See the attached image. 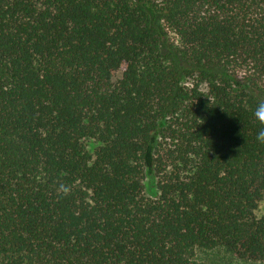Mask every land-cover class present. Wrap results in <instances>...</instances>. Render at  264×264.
Segmentation results:
<instances>
[{
  "label": "trees",
  "instance_id": "1",
  "mask_svg": "<svg viewBox=\"0 0 264 264\" xmlns=\"http://www.w3.org/2000/svg\"><path fill=\"white\" fill-rule=\"evenodd\" d=\"M262 101L264 0H0V264L264 263Z\"/></svg>",
  "mask_w": 264,
  "mask_h": 264
},
{
  "label": "rangeland",
  "instance_id": "2",
  "mask_svg": "<svg viewBox=\"0 0 264 264\" xmlns=\"http://www.w3.org/2000/svg\"><path fill=\"white\" fill-rule=\"evenodd\" d=\"M119 73L116 75L118 78ZM147 194V193H146ZM264 213V194L261 202L258 204L255 216L258 218ZM194 259L201 264H264L263 262H254L249 260H242L230 253L226 252L222 248H216L213 250H196L194 253Z\"/></svg>",
  "mask_w": 264,
  "mask_h": 264
},
{
  "label": "clouds",
  "instance_id": "3",
  "mask_svg": "<svg viewBox=\"0 0 264 264\" xmlns=\"http://www.w3.org/2000/svg\"><path fill=\"white\" fill-rule=\"evenodd\" d=\"M254 115L258 121L264 124V101L257 104ZM257 140L264 142V127L258 132Z\"/></svg>",
  "mask_w": 264,
  "mask_h": 264
}]
</instances>
